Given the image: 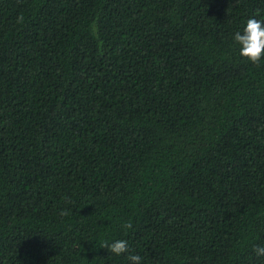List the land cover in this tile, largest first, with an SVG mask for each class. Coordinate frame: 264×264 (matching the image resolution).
<instances>
[{
	"label": "trees",
	"instance_id": "trees-1",
	"mask_svg": "<svg viewBox=\"0 0 264 264\" xmlns=\"http://www.w3.org/2000/svg\"><path fill=\"white\" fill-rule=\"evenodd\" d=\"M0 264H264V0H0Z\"/></svg>",
	"mask_w": 264,
	"mask_h": 264
}]
</instances>
